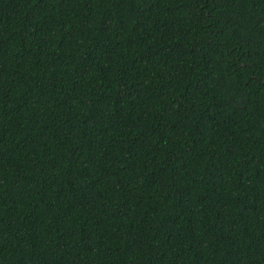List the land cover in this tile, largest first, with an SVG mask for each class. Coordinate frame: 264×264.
I'll return each instance as SVG.
<instances>
[{
    "label": "trees",
    "instance_id": "obj_1",
    "mask_svg": "<svg viewBox=\"0 0 264 264\" xmlns=\"http://www.w3.org/2000/svg\"><path fill=\"white\" fill-rule=\"evenodd\" d=\"M0 264H264V0H0Z\"/></svg>",
    "mask_w": 264,
    "mask_h": 264
}]
</instances>
